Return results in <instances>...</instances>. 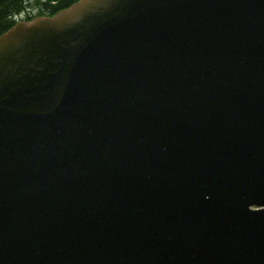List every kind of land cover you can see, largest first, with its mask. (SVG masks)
Wrapping results in <instances>:
<instances>
[{
  "label": "water",
  "instance_id": "obj_1",
  "mask_svg": "<svg viewBox=\"0 0 264 264\" xmlns=\"http://www.w3.org/2000/svg\"><path fill=\"white\" fill-rule=\"evenodd\" d=\"M0 264H264V0L2 33Z\"/></svg>",
  "mask_w": 264,
  "mask_h": 264
},
{
  "label": "trees",
  "instance_id": "obj_2",
  "mask_svg": "<svg viewBox=\"0 0 264 264\" xmlns=\"http://www.w3.org/2000/svg\"><path fill=\"white\" fill-rule=\"evenodd\" d=\"M76 1L0 0V35L15 25L19 19L30 20L40 15H53ZM15 15L19 16L14 17Z\"/></svg>",
  "mask_w": 264,
  "mask_h": 264
}]
</instances>
